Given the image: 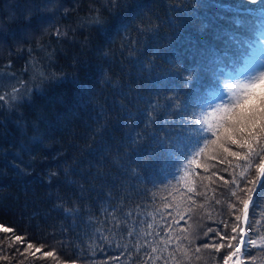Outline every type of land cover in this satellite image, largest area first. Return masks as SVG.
Here are the masks:
<instances>
[{"label":"trees","instance_id":"obj_1","mask_svg":"<svg viewBox=\"0 0 264 264\" xmlns=\"http://www.w3.org/2000/svg\"><path fill=\"white\" fill-rule=\"evenodd\" d=\"M220 2L233 12L243 3L238 14L246 22L260 16L250 0H121L118 8L110 0H0V224L56 253L25 260L20 245L5 243L0 256L9 258L0 264H173L169 252L176 264H223L227 247L202 249L189 261L176 244L189 226L194 246L229 243L217 232L239 239L231 228L243 220L235 221L228 204L237 202L233 176L245 186L236 167L245 161L222 152L200 157L207 171L194 169L190 193L179 182L177 158L157 143L181 119L170 98L179 95L185 109L213 100L240 66L234 47L219 39L235 30L218 14ZM193 68L201 79L190 90L184 77ZM154 104L157 123L149 124ZM248 175L259 174L252 168ZM261 189L264 178L245 226L258 243ZM165 196L169 203L191 197L194 211L173 223L178 217L164 209ZM10 235L0 232V239ZM163 240H171L167 250L151 253ZM146 253L163 258L148 261ZM243 263L264 264V248L248 245Z\"/></svg>","mask_w":264,"mask_h":264},{"label":"snow or ice","instance_id":"obj_2","mask_svg":"<svg viewBox=\"0 0 264 264\" xmlns=\"http://www.w3.org/2000/svg\"><path fill=\"white\" fill-rule=\"evenodd\" d=\"M110 3L113 8L121 6V0H110ZM250 3L258 5L260 10V16L250 22L241 19L238 14L240 9L244 8L243 3L238 6L236 12H233L232 6L228 3L220 2L215 5L218 14L226 16L232 21L235 30L221 33L219 39L234 47V55L238 57L240 66L235 69L234 73L229 74V79L224 81L223 87L214 93L215 98L213 100L185 109L177 103L180 99L179 95L170 98L172 106L181 112V119L179 122L173 121L166 134L157 141L164 151L177 158L179 182H183L187 192L190 193L195 192L192 178L194 175H199L195 173L194 169L203 167L207 171L208 166L201 164L200 157L207 156L209 160H212L216 159L215 154L217 152H222L237 160L245 161L243 166L236 165L242 169L239 175L241 179L245 180V186L241 187L236 177L233 176L231 183L235 185V190L231 191V195L236 197L237 202L228 204L235 216V221L243 220L244 223L248 221L249 206L253 203L254 197L257 196L259 180L264 178V0H250ZM245 10L254 11L251 8ZM94 23L99 25L103 21L97 17L94 19ZM241 29L243 30L242 34L239 31ZM58 35L62 34L58 33ZM200 79L201 73L196 68L190 71L186 70L184 86L190 90H195L199 86ZM4 99L5 96H0V100ZM13 99H17V97L14 95ZM158 107V104L152 106L149 112V124L157 123L155 113L158 111ZM165 125L168 126L167 121H165ZM231 146H235L239 151H234ZM252 168H255L259 174L254 179L248 175V170ZM175 191L179 192V187H176ZM261 192L264 194V189H261ZM240 193L244 195L241 196ZM164 200L166 201L164 209H172L178 217V219L173 220V223L184 220L185 215L194 211L192 205L196 204L191 197L182 203L175 202V197L171 203L167 202L168 196H165ZM188 201L191 203L189 204ZM185 204L187 206H184ZM199 207H203V205H199ZM128 215L131 216L132 213L129 212ZM185 223L187 224V221ZM224 226L225 229L228 228L227 223ZM147 227L151 228L152 225L148 224ZM189 228L181 229L184 235L178 238L176 244V250L182 252L189 261L193 257L200 259L197 254L202 249L214 248L215 251L219 252L227 247L231 251L223 258V264H229L230 261L232 264H241V247L245 243L243 238L238 239L237 235L224 236L217 232L221 241L228 240L229 243H205L202 246H194V240L197 237ZM208 231L211 232L213 229H208ZM0 232L11 234L0 239V247L5 243L9 248L20 245L21 247H17L16 251L24 256L25 260L29 257L40 258L37 254H41L42 257L56 256L54 250L42 252L43 245L36 246L27 239L26 235L17 234L12 227L0 224ZM135 232L136 229L133 227L128 231V235L133 236ZM168 232L170 235L172 234L170 227ZM231 232L239 233L242 237L244 228L239 227V224L236 223L231 228ZM137 235L148 236L150 233L145 231L137 233ZM179 239L187 241V245L182 246ZM231 241H236L235 245ZM159 243L163 244L164 248L158 249L156 246H151V253L167 250L171 240H163ZM248 244L264 248V237L259 243L255 239H249ZM137 246H142L139 240ZM151 253L145 254L148 261L163 258L161 255L153 257ZM8 258L6 255L0 256V259ZM174 258L175 253L169 252V259H172L173 264H176ZM114 259L118 260L120 257L117 256ZM20 264H25L24 260L20 261ZM165 264H168V260H165Z\"/></svg>","mask_w":264,"mask_h":264},{"label":"rangeland","instance_id":"obj_3","mask_svg":"<svg viewBox=\"0 0 264 264\" xmlns=\"http://www.w3.org/2000/svg\"><path fill=\"white\" fill-rule=\"evenodd\" d=\"M242 227V226H241ZM242 238L241 235L239 234V239ZM248 241H249V237L248 239L245 241L244 245L241 247V255H240V259H241V264H244L243 263V256L245 255V251L248 249ZM126 254V253H125Z\"/></svg>","mask_w":264,"mask_h":264},{"label":"bare ground","instance_id":"obj_4","mask_svg":"<svg viewBox=\"0 0 264 264\" xmlns=\"http://www.w3.org/2000/svg\"><path fill=\"white\" fill-rule=\"evenodd\" d=\"M235 259V258H234ZM229 264H232V262L230 261Z\"/></svg>","mask_w":264,"mask_h":264},{"label":"water","instance_id":"obj_5","mask_svg":"<svg viewBox=\"0 0 264 264\" xmlns=\"http://www.w3.org/2000/svg\"><path fill=\"white\" fill-rule=\"evenodd\" d=\"M245 235V234H244Z\"/></svg>","mask_w":264,"mask_h":264}]
</instances>
